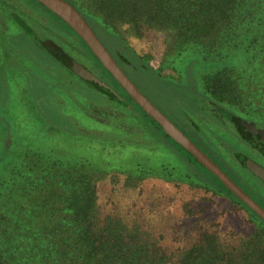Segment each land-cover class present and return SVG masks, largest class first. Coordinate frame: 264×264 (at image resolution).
Wrapping results in <instances>:
<instances>
[{"label":"trees","instance_id":"trees-1","mask_svg":"<svg viewBox=\"0 0 264 264\" xmlns=\"http://www.w3.org/2000/svg\"><path fill=\"white\" fill-rule=\"evenodd\" d=\"M25 1L36 13L55 17L77 35L37 0ZM71 3L79 9L100 39L108 42L106 44L101 39L120 65L124 68L128 66L150 79L159 75L147 65L143 56L127 46L121 33L117 32L118 28L137 38L161 30L169 31L172 39L168 45L179 58L187 50L200 51L209 59L246 53L243 70L226 66L205 74V98L195 100L208 106L211 117L229 130L239 146L244 143L251 147L253 141L257 143L256 146L253 144L255 147L264 146V136L261 131L254 130L253 121L244 119L233 110L237 106L246 108V99L256 93L247 89L251 88L252 82L264 87V0H84L85 10L76 6L75 2ZM77 37L89 51L86 43ZM44 46L65 69L71 65L75 73L87 80L93 76L86 67L77 71L73 57L53 39L49 38ZM89 64V68L100 71L109 82L111 80L121 88L125 103L129 105L125 108L126 112L148 118L150 124L197 167L196 171L182 172L169 163L156 164L147 160L133 166L122 163L124 167L118 169L128 168L126 170L131 172L132 177L151 171H159L169 177L197 175L214 192L236 200L262 223H253L251 232L238 231L230 235L215 228L218 227L216 224L199 223L197 228H189L183 239L176 237L178 245L175 252H171L170 248L153 240L142 223H112L110 216L103 220L99 218L93 175L85 171L93 168L88 159L80 158L82 160L74 164L66 159L50 158L48 154H33L30 157L29 150L25 149L13 160L0 158V264H264V220L192 154L173 141L99 60ZM96 87L114 95L109 87ZM263 87L257 90L260 96H264ZM262 100L264 103V98ZM259 111L264 114V104L260 105ZM257 123L262 124L261 121ZM175 124L264 207V196L258 197L261 192L257 182L245 178V183L243 174L227 162V158L233 160L235 156L239 160L238 166L262 183L263 180L244 164L243 158H251L249 155L221 142L217 136L208 135L196 122L190 124L194 126L192 134L185 127ZM218 147L226 152L220 155Z\"/></svg>","mask_w":264,"mask_h":264},{"label":"rangeland","instance_id":"rangeland-1","mask_svg":"<svg viewBox=\"0 0 264 264\" xmlns=\"http://www.w3.org/2000/svg\"><path fill=\"white\" fill-rule=\"evenodd\" d=\"M68 1L85 10L87 2L84 4V0ZM118 30L127 46L143 56L159 75L150 79L125 66L128 75L161 111L191 134L194 126L190 124L198 123L208 135L217 136L221 142L264 166V146L255 147V141L251 147L244 143L239 146L229 130L211 117L208 106L195 100L205 98V74L226 66L243 70L246 53L209 59L200 51L187 50L179 58L168 45L172 39L169 31L137 38L121 27ZM49 38L73 57L77 71L86 67L91 75L107 84L114 95L92 87L71 65L65 69L60 60L45 49ZM89 51L77 35L55 17L36 13L25 0H0V158L13 160L28 149L30 157L48 154L50 158L66 159L74 164L82 160L80 158L88 159L93 168L85 171L93 175L99 218L110 216L112 223H142L152 239L171 252L177 248L176 237L183 239L185 232L197 228L199 223L216 224L215 228L228 235L251 232L253 223H262L236 200L214 192L197 175L169 177L151 171L132 177L128 168L118 169L124 167L122 163L133 166L147 160L169 163L182 172L196 171L197 167L150 124L148 118L126 112L129 105L121 88L110 79L109 82L100 71L89 68V63L97 59ZM258 84L252 82V89L246 86L255 91L253 94L257 97L252 94L246 99V108L237 106L233 110L253 121L254 130L264 136V114L259 111L264 96L257 94L263 85L258 87ZM99 104L108 109L104 114L107 117L98 114L100 110L95 108ZM217 152L221 155L226 150L217 149ZM232 159L226 161L237 167L244 182L245 178L257 182L261 192L258 197L264 196V182L238 166V158L233 156Z\"/></svg>","mask_w":264,"mask_h":264},{"label":"water","instance_id":"water-1","mask_svg":"<svg viewBox=\"0 0 264 264\" xmlns=\"http://www.w3.org/2000/svg\"><path fill=\"white\" fill-rule=\"evenodd\" d=\"M37 1L62 19L86 43L93 55L100 61L103 68L110 73L135 103L158 123L173 141L192 154L202 166L214 174L234 195L264 220V207L237 184L217 162L161 111L136 85L132 78L119 65L94 28L77 7L68 0ZM88 78L93 81L96 86L108 87L107 84L96 80L93 76H89ZM243 161L248 169L264 181V166L248 157H244Z\"/></svg>","mask_w":264,"mask_h":264},{"label":"crops","instance_id":"crops-1","mask_svg":"<svg viewBox=\"0 0 264 264\" xmlns=\"http://www.w3.org/2000/svg\"><path fill=\"white\" fill-rule=\"evenodd\" d=\"M82 70H84V69H82ZM92 86V85H91ZM92 87H95V86H92ZM109 87V86H108ZM110 88V87H109ZM97 107L95 108L96 110H100V112L98 113V114H100V116H103V117H107V116H104V114H105V110H108L106 107H104L103 108V106L101 105V104H99V106L98 105H96ZM82 109V108H81ZM103 109V110H102ZM83 110V112L86 114V112L84 111V108L82 109ZM96 112V111H95ZM93 115V114H92ZM91 117H94V116H91Z\"/></svg>","mask_w":264,"mask_h":264},{"label":"flooded vegetation","instance_id":"flooded-vegetation-1","mask_svg":"<svg viewBox=\"0 0 264 264\" xmlns=\"http://www.w3.org/2000/svg\"><path fill=\"white\" fill-rule=\"evenodd\" d=\"M120 65V64H119ZM122 68H123V70L126 72V69L122 66V65H120ZM127 73V72H126ZM128 74V73H127ZM90 81V84L92 85V86H95V84H94V82L93 81H91V80H89Z\"/></svg>","mask_w":264,"mask_h":264}]
</instances>
